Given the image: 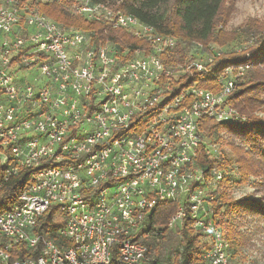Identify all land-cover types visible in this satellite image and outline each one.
<instances>
[{"label": "built area", "instance_id": "obj_1", "mask_svg": "<svg viewBox=\"0 0 264 264\" xmlns=\"http://www.w3.org/2000/svg\"><path fill=\"white\" fill-rule=\"evenodd\" d=\"M48 4L140 44L97 40L39 11ZM177 42L109 0H0L1 181L28 171L0 212V264H173L156 262L141 242L157 234L147 219L165 202L177 204L168 229L188 215L209 245L203 257L230 264L212 203L223 173L197 165L198 124L245 121L228 97L252 62L223 68L218 91L180 87L191 68L204 71L227 51L194 41L191 60L164 63ZM206 150L219 159L215 142ZM52 205L66 216L62 246L34 231ZM21 243L37 255L12 260Z\"/></svg>", "mask_w": 264, "mask_h": 264}, {"label": "trees", "instance_id": "obj_2", "mask_svg": "<svg viewBox=\"0 0 264 264\" xmlns=\"http://www.w3.org/2000/svg\"><path fill=\"white\" fill-rule=\"evenodd\" d=\"M117 9L134 15L140 21L152 25L157 32L178 38L172 50L163 58L166 64H175L191 60V44L201 42L205 48L209 44L224 47L235 34L225 30L232 12L226 0H109ZM39 11L65 26H74L91 31L94 38L109 39L114 42L139 45L121 29L108 24L87 22L74 17L57 5H39ZM253 44L241 51L231 50L214 56L204 71L193 68L179 80V86L195 85L211 91H218V73L229 65L251 60L252 67L237 83L228 97L229 104L245 117V121L234 123L216 122L211 118H201L198 124L200 154L197 165L208 172L216 167L223 173L213 192V216L222 236L227 240L233 253L244 246V233L241 232L242 220L255 217L264 221V195L254 197L244 195L235 198L231 193L234 185L249 183L250 179L264 188V23L253 20L240 29ZM260 32L259 34H257ZM249 52V58L245 54ZM215 142L220 151L219 159H211L206 145ZM28 178V171L1 181L0 176V212L8 209ZM177 204L165 202L157 205L147 222L150 226H159L157 234L144 236L141 242L149 250H156L154 256L158 263H171L170 255L175 245H180L179 258L173 264H198L208 262L203 253L209 245L201 234L192 227L187 215L180 228L168 229L167 223L175 213ZM66 216L56 205L50 206L38 219L34 231L43 238L53 240L62 246L65 242L57 230L65 223ZM37 252L26 250L18 244L11 253V259L34 258ZM230 261V257H229ZM209 263V262H208Z\"/></svg>", "mask_w": 264, "mask_h": 264}, {"label": "rangeland", "instance_id": "obj_3", "mask_svg": "<svg viewBox=\"0 0 264 264\" xmlns=\"http://www.w3.org/2000/svg\"><path fill=\"white\" fill-rule=\"evenodd\" d=\"M225 4H230L232 7V12L225 25V30L235 34L231 42L223 47L229 52L231 50L242 49L246 46L248 36L240 30L246 23L253 20L264 23V0H226ZM231 194L235 198L244 195L257 197L264 195V188L259 186L254 179H250L247 184L240 186L234 185ZM242 222L243 226L240 230L244 233V246L240 252L235 254L230 249V264H264V221L252 217L245 218ZM171 230L175 231L176 228ZM180 251V245H175L170 255L171 263L179 258ZM151 254L155 256L156 250H151ZM198 264L209 263L201 262Z\"/></svg>", "mask_w": 264, "mask_h": 264}]
</instances>
